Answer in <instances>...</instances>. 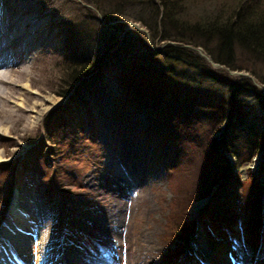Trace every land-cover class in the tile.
<instances>
[{"label": "rangeland", "instance_id": "374dc122", "mask_svg": "<svg viewBox=\"0 0 264 264\" xmlns=\"http://www.w3.org/2000/svg\"><path fill=\"white\" fill-rule=\"evenodd\" d=\"M91 1L0 0V14L18 10L17 16L36 18L34 27L29 21L20 30L33 27L34 34L15 32L12 40L38 36L33 51L27 53L31 58L15 60L12 65L16 72L25 69L30 79L19 82L14 78L17 94L11 101H23L22 83L40 96L28 106L44 98L59 100L35 122L31 116L37 115L31 112L18 114L16 122L14 117H2L1 126L8 133L0 134V153L5 159L0 162V236L8 226H21L10 216L17 190L15 215L24 217L28 208H35L34 221L26 222L32 224L26 237L38 243L36 226L48 235L47 246L39 249L34 244L35 252L29 248L27 264H37L39 256L44 264H264V181L258 174L260 168L264 174V152L245 158L252 137L261 129L264 93L258 88L254 95L237 93L240 81L253 87V80L264 87L259 80L264 79V64L236 51L235 70L222 65L216 68L198 54L205 55L201 48L176 44L187 52L193 49L201 61L191 66L174 63L171 76H155L161 86L173 89L168 98L177 101L156 103L158 110L150 113L148 107V114L131 101L133 92L137 96L140 92L132 88V80H143L130 75L137 68L121 70L122 64L110 60L115 48L107 53L104 49L116 28L119 42L124 34L140 32L144 53L175 44L151 42L145 28L129 18L103 20ZM221 3L224 0H190L187 5L192 12L204 13ZM137 11L126 8L131 14ZM38 30L43 33L36 35ZM95 51L100 60L88 76L73 79L78 71L66 68L73 52L82 57ZM3 90L7 95L9 91L0 86V93ZM232 93L246 122L233 141L242 154L241 164L218 146L230 172L216 179L204 196L223 171L221 160L208 147L209 137L219 141L227 122L233 121L235 114L226 105ZM218 98L227 116L212 133L214 127L207 128L205 117L210 113L207 106L217 105ZM8 106L13 109V104ZM25 116L28 123L23 122ZM133 168L140 177L131 174ZM107 194L121 201L120 222L113 220L115 210ZM202 203L193 214V206ZM4 245L0 242V257L10 264L12 257L7 254L12 250L5 252L9 246Z\"/></svg>", "mask_w": 264, "mask_h": 264}, {"label": "trees", "instance_id": "16d2710c", "mask_svg": "<svg viewBox=\"0 0 264 264\" xmlns=\"http://www.w3.org/2000/svg\"><path fill=\"white\" fill-rule=\"evenodd\" d=\"M190 0H92L97 10L100 12L101 18L109 21L116 20L119 17L129 18L134 22H138L145 28L148 33V39L153 42L156 39L160 42H171L175 46L167 45L160 52L152 53L147 51L144 53V39L140 32L135 30L124 34L122 41H118L120 31L115 29L111 44L104 50L107 53L115 48L110 55L111 62H117L121 65V70L137 68L135 76L143 79L137 82L132 80V88L139 92L138 96L133 92L131 98L134 107H142L149 114L154 110H158L156 103H165L172 100V103L177 101L174 98H168L173 92V89H166L158 81L155 76H171L172 71L170 65H187L200 62L201 58L193 52V50L182 49L177 45H186L192 48H201L213 63L222 65L229 70H235V53L236 51L248 56L256 62L264 64V0H224L218 8L215 6L209 12L201 13L192 12L189 10L187 2ZM230 1V2H229ZM102 9L99 8V4ZM109 4L113 5L111 10ZM137 8V12H126L127 7ZM104 9H107L104 11ZM146 11V12H145ZM134 43L131 45V42ZM119 42V44H118ZM169 44V43H168ZM134 46L136 50H134ZM134 50L132 53L131 51ZM100 60L97 58L96 51L94 55H83L77 57L73 52L67 64V69L71 72H77L76 78L88 75L89 69ZM116 60V61H115ZM171 63V64H170ZM204 71H206L204 69ZM129 75V76H130ZM207 75V73H203ZM72 79V80H73ZM264 84V79H260ZM242 86H238L237 93L257 94L255 87L248 85V82L240 81ZM235 93H232L229 100L230 111L234 112L233 121H228L223 132L220 134V140L216 141L215 137H209V149H214V155L221 160L220 168H223L221 174L215 178L211 186L205 190L206 196L211 187L215 185L216 179L222 178L223 174H229L230 169L227 168L224 159L219 155L218 146H222L225 152L236 158L237 165L241 164V155L236 149L233 141L244 129L246 122L243 120L241 109L235 103ZM132 95V94H131ZM148 102L145 104L143 100ZM217 105L210 103L207 108L210 113L205 117L208 127L213 125L212 133L217 132L222 120L227 116L224 106L218 105V100L215 99ZM231 101V102H230ZM155 104V106L149 105ZM187 103V102H186ZM193 106V105H192ZM149 107V112H148ZM212 107L214 111H212ZM264 111V109H263ZM220 112V113H218ZM212 113H215L212 115ZM218 113L219 117H216ZM221 114V116L219 115ZM227 119V118H226ZM262 123L261 129L252 137V142L246 155L249 159L261 151H264V113L260 118ZM211 133V134H212ZM223 159V160H222ZM264 160V155L262 156ZM218 170H215V173ZM258 174H264L261 168ZM223 179V178H222ZM219 180V179H218ZM217 180V181H218ZM210 185V184H209ZM264 194V187L261 189ZM202 196V197H204ZM250 208V206H249ZM249 209H248V212Z\"/></svg>", "mask_w": 264, "mask_h": 264}, {"label": "bare ground", "instance_id": "6f19581e", "mask_svg": "<svg viewBox=\"0 0 264 264\" xmlns=\"http://www.w3.org/2000/svg\"><path fill=\"white\" fill-rule=\"evenodd\" d=\"M17 11L18 10H16V12L15 13H12V14L7 13L6 16H5V14H0V86L4 87L5 89H7L9 91L7 93V95L5 94L6 92L4 90H3L4 93H0V115H1L0 116V118H1L0 119V134L3 135V136L6 133H8L7 132L8 131L7 127H3V125L1 126V123H3V120H2V117L3 116L4 117H6V116H8V117H10V116L11 117H14L15 120H13V122H16L18 120L17 118H19L17 116L18 114H28V112H31V113L37 115V118H35L34 116H31V119L33 118L34 119V122H35V120L36 121L37 120H41L43 118V116L49 110H51L54 106H56L57 103L59 102L58 99L57 100H53L52 98H44V100L42 101V103L37 104V103L34 102V103H32V106H28V104H31L32 98H36V97H40V96L38 95V93L31 91L28 88V85H26L25 83L24 84L22 83L23 85L20 84L22 87L20 86L21 88H19V89H21L23 91L21 93V96L23 97V101L16 102L17 104H14L15 102L11 101L12 95L13 94L14 95L17 94L14 91L15 88H16V84L15 83H17V80L14 79V78H17L18 81H19L22 78L28 77V72L25 69L24 70H20V71L17 70L18 72H16L12 68V65L15 64V60L17 61L18 59H23V58L30 59L31 58L29 56H32V55L31 54L28 55L27 53L28 52L31 53L33 51V47L36 44V40H37V37H38L37 36V37H35L34 40L31 39L29 41H24V39L23 38H20V37L19 38H15L14 40L11 39V37L15 34V32L20 33L21 32L20 30H23L24 23H27V22L31 21V23L33 24V27L35 26L34 23H36V18L30 19L29 17L24 16L22 13H20L19 16H17V14H18ZM33 27H31V29H33ZM31 29L30 30L22 31L19 34V36H21L24 33L25 34L26 33H33L34 34L35 33V32H33L34 30H31ZM41 32L42 31L40 30L39 33H37L36 35L40 34ZM10 41L11 42L13 41V42L11 43ZM14 74H16V75H14ZM252 82L255 83L253 80H252ZM254 87L257 88L256 86H254ZM261 88L264 91V87H261ZM19 95H20V93H19ZM10 103L13 104V109L7 108V107H9L8 105H10ZM39 106L40 107H43V108H41L39 111H34V109L36 107H39ZM28 121H29L28 120V116L27 117L25 116V119L23 120V122L28 123ZM5 123L6 122L4 121V124ZM4 160L5 159H3V156L0 153V162H3ZM120 165H122V164H120ZM122 167H123V169L126 170V172L129 171V169L126 166L122 165ZM136 171L137 170H135V168L131 169V172H132L131 174H133V175L136 174L137 176L140 177L139 172H136ZM122 177H123V175H122ZM115 178H116V181L119 182L120 178H118V177H115ZM97 192H99V191H97ZM128 193H131V192H128ZM100 194L101 195H105L106 193L101 192ZM107 196H109V199L111 200V203H109V204H110V206H112V210H115V214H114L115 216H113V220H116V221H119L120 222V219H118L117 217H119L122 214V211H123V209H122L123 207H122L121 201H120V199L119 200H116L118 198L117 197L115 198L113 195L107 194ZM18 198H19V196H18V192L16 190L15 193H14V195H13V197H12V207H15V209L14 208L12 209V212L10 213V216L12 218L16 219L17 222H19L20 225L23 226V227L17 226V228L19 229V231L21 230V231H23L25 233L18 232L17 231L18 229H15L12 226H11L12 228L8 226V229H4V231H3L4 234H2L0 236V240H1L0 242L3 243V244H5V245L6 244L9 245V247H7V249H6L7 253L10 251L8 249H11L15 253V255H13L12 253L7 254V255H11L14 263H16V264H26L28 262L30 263V260L27 258L28 252L30 253L29 248H31L32 251H33L34 248H35L34 247V244H38L39 245L38 246L39 249L44 248V244H45V246H47L46 245L47 244L46 239H47V236L48 235H45V232L40 229V226H36V232L38 234H36L35 240L37 239L38 243L37 242L34 243V238H31L29 236L26 237V235L28 234V231H31L30 229L32 227V224H30V225L27 224L28 225L27 226L26 225V222L31 221V220L34 221L33 210L35 208L34 207L28 208L27 212L24 214V217H21L19 215H15L14 212H15V210L17 208L16 203L18 201ZM199 205L196 204V205L193 206V208H192V213L193 214L197 213V211H198V209L200 207ZM32 232H31V234H32ZM48 248L49 247H47V249ZM34 252H35V250H34ZM44 254H46V253H44ZM1 259H2V257H0V264H5L4 262H2ZM35 261L37 262V264H44L40 256ZM59 261L60 262H63L62 258H59ZM9 262H10V260H9ZM48 264H49V262H48ZM64 264H66V263H64Z\"/></svg>", "mask_w": 264, "mask_h": 264}, {"label": "water", "instance_id": "95a60500", "mask_svg": "<svg viewBox=\"0 0 264 264\" xmlns=\"http://www.w3.org/2000/svg\"><path fill=\"white\" fill-rule=\"evenodd\" d=\"M197 51H198V50H197ZM198 54H199L200 56H202L204 59H206L207 62H208L212 67H216V68L219 67V68H221L220 65H217V64L212 63V61L210 60L209 57L205 56L204 54H201L199 51H198ZM238 75H239V76H244L243 74H238ZM253 85L256 86L258 89H260V90L264 93L263 89H262L259 85H257L256 83H253ZM209 200H210V197H209ZM209 200H207V201H209ZM204 205H205V203H204V204L202 203V205H200V208H202Z\"/></svg>", "mask_w": 264, "mask_h": 264}]
</instances>
